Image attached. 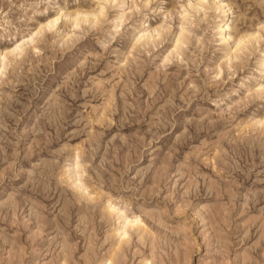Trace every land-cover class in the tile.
Segmentation results:
<instances>
[{
  "label": "clouds",
  "instance_id": "1",
  "mask_svg": "<svg viewBox=\"0 0 264 264\" xmlns=\"http://www.w3.org/2000/svg\"><path fill=\"white\" fill-rule=\"evenodd\" d=\"M0 264H264V0H0Z\"/></svg>",
  "mask_w": 264,
  "mask_h": 264
}]
</instances>
